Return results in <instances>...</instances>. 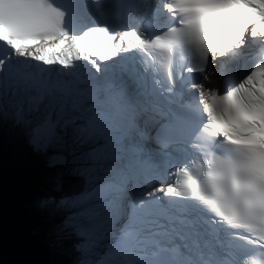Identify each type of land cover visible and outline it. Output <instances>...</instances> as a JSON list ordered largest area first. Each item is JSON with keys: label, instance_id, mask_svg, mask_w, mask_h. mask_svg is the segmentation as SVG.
<instances>
[{"label": "snow or ice", "instance_id": "1", "mask_svg": "<svg viewBox=\"0 0 264 264\" xmlns=\"http://www.w3.org/2000/svg\"><path fill=\"white\" fill-rule=\"evenodd\" d=\"M141 10L139 26L127 22ZM0 42V117L23 124L37 151L69 133L93 145L77 169L89 178L77 264H264V0H0ZM57 64L53 76L45 66ZM183 72L201 77L191 87L207 123L195 139L210 133V158L153 179L143 115L178 103ZM168 115L160 149L186 124Z\"/></svg>", "mask_w": 264, "mask_h": 264}, {"label": "trees", "instance_id": "2", "mask_svg": "<svg viewBox=\"0 0 264 264\" xmlns=\"http://www.w3.org/2000/svg\"><path fill=\"white\" fill-rule=\"evenodd\" d=\"M18 130L19 124L12 121L0 131V149L15 139ZM16 175L0 173V264L77 263L80 253L73 245L79 238L74 228L66 227V198L82 191L85 175L68 173L60 186L35 174L21 184L14 181ZM47 192L54 200L44 197Z\"/></svg>", "mask_w": 264, "mask_h": 264}, {"label": "rangeland", "instance_id": "3", "mask_svg": "<svg viewBox=\"0 0 264 264\" xmlns=\"http://www.w3.org/2000/svg\"><path fill=\"white\" fill-rule=\"evenodd\" d=\"M24 128V125L20 124V132L18 133L16 138L11 141V143L7 147L3 148V150L0 149V173H10V175L14 176L18 172H21V175L19 177L16 175L18 179L16 178L14 180L15 182L21 184L25 181H28L31 176L35 174V176L50 182V184L58 186L60 180L62 179V176H65L70 172L77 173V169H82L83 167H85L82 155L89 152L87 150L89 144L73 142L71 133H69L65 137L64 144H67L68 140L67 145L56 144L51 146L54 149V151L51 149L54 153H56L58 156H61L62 158H66L63 159L66 162V166H62L63 168H60L61 166L59 165V163H56V165L54 166L44 167L43 164L46 161H40V157L39 160H37V157L33 155V146L31 144L30 146L26 144V147V145L23 144L22 140H19V138H22L21 136H23L24 134ZM48 152H46L47 156H49ZM44 197L50 201L54 200L51 192H47V194H44ZM71 200L75 199L72 198ZM70 209L71 210L69 212L72 213L70 215V218L74 220V222L72 223L73 225H75V220L77 221L80 213L83 211V208L81 206V209H78L70 205ZM99 251L101 252V249Z\"/></svg>", "mask_w": 264, "mask_h": 264}, {"label": "bare ground", "instance_id": "4", "mask_svg": "<svg viewBox=\"0 0 264 264\" xmlns=\"http://www.w3.org/2000/svg\"><path fill=\"white\" fill-rule=\"evenodd\" d=\"M139 17H136L135 22H128V23L136 24L137 26H139V23H140V21L138 19ZM21 137L22 138H19V140H22L23 144H25V145L27 144L28 146H30V143H29V139H28V135H27L26 130H25L23 136H21ZM67 144H68V140H67ZM67 144H64V145H67ZM27 145H26V147H27ZM73 147H75V146H73ZM92 147H93V145L92 144H89L87 150L90 151ZM32 149H34V147ZM51 149L54 151L53 147H51V146L48 147L45 150H42V151H37L36 149H34V154L33 155H35L37 157V160H39V157H40V161H46L43 164L44 167L51 166L52 163H55V161L57 160V158H61V156H58ZM48 150H49V152H48ZM46 152H48L49 156H47V153ZM62 159H65V157H63ZM71 205L73 207H75V208H78V209L81 208V206L78 205L76 202H71ZM79 217L81 218V216H79Z\"/></svg>", "mask_w": 264, "mask_h": 264}]
</instances>
